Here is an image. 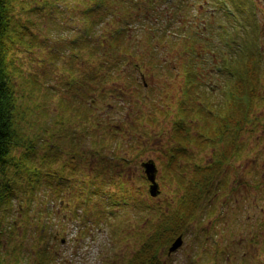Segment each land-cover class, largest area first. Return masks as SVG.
<instances>
[{"label": "rangeland", "instance_id": "374dc122", "mask_svg": "<svg viewBox=\"0 0 264 264\" xmlns=\"http://www.w3.org/2000/svg\"><path fill=\"white\" fill-rule=\"evenodd\" d=\"M15 8V27L18 32L25 31L22 36L27 40L17 43L12 53L22 71L14 79L20 95L17 126L22 138L34 146L14 148L13 160L1 175V183H7L15 194L0 208V217L6 219L2 264H126L142 242L140 233L150 231L147 215L138 207L154 201L149 183L143 179L142 161H154L159 169L161 194L155 201L163 204L164 199H174L176 183L167 179L164 168L167 149L173 146L170 135L181 81L186 77L183 65L193 53L204 55L194 57L206 74L202 79L218 86L217 100L222 97L224 81L229 83L231 77L227 79V73L225 77L215 74L212 79L207 76L208 49L220 58L226 40L227 52L235 59L237 54L229 50V43L238 41L233 45L237 48L241 42L244 48L239 50V58L251 59L254 54L264 74V0H16ZM123 24L128 28L115 41L116 46L121 44L118 51L109 50ZM83 32L89 39L74 47ZM193 34L196 41L190 37ZM256 37L258 40L251 42ZM101 59L107 61L105 69L113 76L101 86L98 70V82L82 87L79 77L92 76ZM248 75L254 76V72ZM261 79L264 93V76ZM103 88L105 97H100ZM82 102L92 103L94 116L111 117L112 125L121 123L124 140L121 149L111 140L101 149V144L92 143L91 131L81 137L78 133L88 154L80 159V168L70 171L67 167L71 161L78 162L81 150L71 151L72 136L58 138L57 134L64 132L63 128L67 134L77 132V122L68 121L64 110H74ZM150 115L155 117L154 123ZM250 115L261 119L245 125L244 149L227 172L230 185L224 192L218 190L213 211L203 204L184 234L183 245L162 256L164 264H264V103ZM196 117L189 118L188 129L193 132ZM60 118H65L64 126ZM93 147L101 150L106 162L117 155L131 159L126 174L121 175L130 196L127 202L122 191L118 193L121 200L115 196V186L119 187L116 177L114 185L109 182L103 192L93 194L95 185L90 183L97 162L90 152ZM194 158L207 163L209 151ZM111 161L117 160L112 157ZM102 171H107L104 166ZM112 171L105 172V181ZM79 182L85 197L91 196L92 210L79 202L82 195L77 194L83 192ZM87 188L92 192L87 193ZM231 188L237 192L233 194ZM99 199L119 204L103 206L105 217L99 219L93 213Z\"/></svg>", "mask_w": 264, "mask_h": 264}, {"label": "trees", "instance_id": "16d2710c", "mask_svg": "<svg viewBox=\"0 0 264 264\" xmlns=\"http://www.w3.org/2000/svg\"><path fill=\"white\" fill-rule=\"evenodd\" d=\"M15 1L16 0H0V177L4 173L5 166L13 160L11 153L14 148L32 146V144L29 143L30 140L22 138L17 126L19 121L18 105L20 95L17 92L14 79H16L17 75L22 71L19 70L17 62L12 59V53L15 50L16 41L18 39H20V41L24 39L22 35H25V31L19 30L18 32L15 27ZM46 4H48V2H46ZM122 36L123 35H121V37ZM116 44L114 50L118 51L121 44L117 46ZM107 50L104 51V54L109 52V50ZM106 63L107 61L101 59V63L99 64L100 70H102L100 76L101 86H103L104 79L113 76V74L110 75V73L107 72L108 69H105ZM200 70H198L194 63L187 67V83L191 88L187 90L186 99H184L181 104L180 113L176 114V118L173 121V128L170 136L173 146L169 148L170 159L166 163L165 174L170 182L174 181L178 184V187L174 191V199L165 201L163 204L156 203V201H145L144 203L138 204L140 213L144 211L147 215L146 220L149 224L150 231L148 233H140L142 243L132 257L128 259L126 264H163L161 258L163 248L167 247L177 235L186 233L189 224L195 220L200 208L210 200L213 191L216 190L217 184L220 183V180L216 183V176L221 172L222 164L231 157L229 156L231 153L223 157L220 153L216 152L214 154V165L192 164L191 158H193V155L189 153V150H192V146L197 147L199 151H203L207 145H216V140H221L225 132L223 125L226 127V121L222 116L221 105L220 107H215L214 104H209L211 93L206 88L196 89V87L201 86V80L203 78V74L200 73ZM251 70V67L247 69L248 74ZM96 76L97 73H93L91 76L94 83L98 82ZM237 79H239V81L235 82L237 87L234 89V93L231 97L232 103L230 104V112L236 111L239 106H241V102H243L244 122L247 123L251 121L249 119V113L252 111L253 102L257 98V82L255 76L249 75H244ZM104 89L105 88L101 91L102 95L100 97H105ZM139 99L140 97L137 98V100ZM188 103L191 105L188 106ZM73 108L74 107H71L68 111L65 109L64 112L66 114L68 113V121L72 123L77 122L78 130L74 132L71 131L73 130L71 128V133L67 134L64 128V132H62L63 136H72L74 146L71 151L76 148L80 149L81 154L79 157H85V154H88L83 149V144L81 145L84 138L82 139L80 137L81 134H87L90 131L92 132L93 138L97 139L96 141L102 144L103 147H107V141L111 140L116 144L115 147L117 149H121L124 140V138H121L123 132V125L121 123L112 125L111 117L104 118L99 117V115L94 116L92 103L88 104L86 102L84 104L82 102L79 107L74 110ZM166 112L162 111V113ZM190 116H197V120H195L197 122L195 127L196 131L194 130V132L188 129L192 121L189 120ZM151 117L152 118L149 119L154 123L155 117ZM63 119L65 118H60L62 126H64L62 123ZM210 120L213 121V125L211 126ZM227 123L234 127L240 125L237 119L233 121L230 116ZM131 129L133 128L131 127ZM100 131L104 132L105 135L100 133ZM78 133H80V137ZM74 139H79V141H75ZM180 159L185 160L184 165L178 164ZM125 161L129 163V160L126 159ZM19 163L20 162H18V164ZM72 163H74V161L70 163L69 169L70 171H76L78 163L74 165ZM101 174L102 171H99L97 176L101 177ZM3 178L4 177L0 178V208L4 204L10 203L15 196L12 190H9V185L7 183H1ZM117 179H121L120 172L117 174ZM121 184L122 183H120L117 188L125 192L126 190ZM102 186L104 187V184ZM103 187L100 191H103ZM7 188L9 193H6L8 192ZM88 193H91V191ZM93 194L97 195L98 192L94 191ZM90 197L91 196L88 197V200L84 201L86 209L91 208L89 207ZM104 205H107V203H102L100 205L97 202V205H94L95 209H93V213L96 218L101 219L105 217V211L101 209ZM6 209L5 207V210ZM74 214L77 217L79 216L76 212H74ZM5 223L6 219L0 217V253L4 246ZM0 264H2L1 256Z\"/></svg>", "mask_w": 264, "mask_h": 264}, {"label": "flooded vegetation", "instance_id": "af4514ba", "mask_svg": "<svg viewBox=\"0 0 264 264\" xmlns=\"http://www.w3.org/2000/svg\"><path fill=\"white\" fill-rule=\"evenodd\" d=\"M229 102H223L221 104L222 108V116L226 121V127L223 125V129L225 130L221 140H216V145H207V151H209L210 156L213 150H218L222 156H226L228 154L233 156H238L239 152L241 151L242 140L241 137L243 136V126L241 122L243 121V107L242 105L236 111L230 112V107L228 106ZM237 114L240 117V125L234 127L233 125H229L227 120L229 119V115ZM235 191L234 188H232Z\"/></svg>", "mask_w": 264, "mask_h": 264}, {"label": "water", "instance_id": "95a60500", "mask_svg": "<svg viewBox=\"0 0 264 264\" xmlns=\"http://www.w3.org/2000/svg\"><path fill=\"white\" fill-rule=\"evenodd\" d=\"M146 167V173L148 175V178L152 182L150 185V192L153 196H157L159 194V184L156 182V174H157V169L152 161H148L144 163ZM182 244V236H179L172 246L170 247V252L176 250L180 245Z\"/></svg>", "mask_w": 264, "mask_h": 264}]
</instances>
